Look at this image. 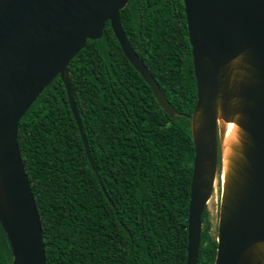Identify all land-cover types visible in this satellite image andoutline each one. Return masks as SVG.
<instances>
[{
    "label": "trees",
    "instance_id": "1",
    "mask_svg": "<svg viewBox=\"0 0 264 264\" xmlns=\"http://www.w3.org/2000/svg\"><path fill=\"white\" fill-rule=\"evenodd\" d=\"M119 20L176 114L162 110L107 21L67 66L100 184L60 76L43 89L16 140L46 264H186L196 85L183 0H128ZM216 247L205 226L197 264H214ZM12 259L0 225V264Z\"/></svg>",
    "mask_w": 264,
    "mask_h": 264
},
{
    "label": "water",
    "instance_id": "2",
    "mask_svg": "<svg viewBox=\"0 0 264 264\" xmlns=\"http://www.w3.org/2000/svg\"><path fill=\"white\" fill-rule=\"evenodd\" d=\"M128 0H0V225L11 264H46L39 214L17 144L20 119L60 76L91 168L97 169L68 78L70 60L105 23L130 64L173 117L151 72L132 49L119 11ZM196 103L186 264H197L202 214L213 191L227 123L214 264H264V0H183Z\"/></svg>",
    "mask_w": 264,
    "mask_h": 264
},
{
    "label": "rangeland",
    "instance_id": "3",
    "mask_svg": "<svg viewBox=\"0 0 264 264\" xmlns=\"http://www.w3.org/2000/svg\"><path fill=\"white\" fill-rule=\"evenodd\" d=\"M226 146L219 148V164L217 175L213 187V191L210 195L209 202L207 201L206 204V221L202 223V229L206 226L209 230L210 236L216 239L217 235V222H218V209H219V202H220V194H221V183L225 176V169L223 166L222 175L220 174L221 168L223 165V157L225 153ZM185 166L191 165V159L187 158L184 162Z\"/></svg>",
    "mask_w": 264,
    "mask_h": 264
},
{
    "label": "bare ground",
    "instance_id": "4",
    "mask_svg": "<svg viewBox=\"0 0 264 264\" xmlns=\"http://www.w3.org/2000/svg\"><path fill=\"white\" fill-rule=\"evenodd\" d=\"M235 130H236V126H235L234 123L230 122V123L226 124V131H225V135H224V139H223V143H224V146H226V149H225V153H224V157H223V161L224 162H223V165H222V168H221V172H220L221 175H222L223 166H224V169H226V165L225 164L227 162L226 161V156H227L226 154L228 152V144L235 137V133H236Z\"/></svg>",
    "mask_w": 264,
    "mask_h": 264
}]
</instances>
